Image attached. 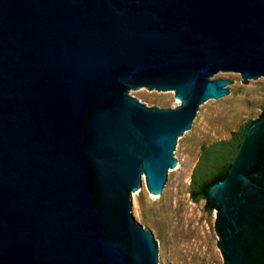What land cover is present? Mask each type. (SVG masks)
<instances>
[{"label":"water","instance_id":"obj_1","mask_svg":"<svg viewBox=\"0 0 264 264\" xmlns=\"http://www.w3.org/2000/svg\"><path fill=\"white\" fill-rule=\"evenodd\" d=\"M220 77L264 80V0H0V264H162L135 201L173 185ZM207 200L228 264H264V115Z\"/></svg>","mask_w":264,"mask_h":264},{"label":"rangeland","instance_id":"obj_2","mask_svg":"<svg viewBox=\"0 0 264 264\" xmlns=\"http://www.w3.org/2000/svg\"><path fill=\"white\" fill-rule=\"evenodd\" d=\"M233 97L204 108L200 129L181 140V166L165 193H154L144 179L135 201L140 222L162 249V264H223L215 227L216 213H207L204 201L189 195L192 170L200 147L228 139L232 131L256 119L264 109V80L248 85L241 77H220ZM133 98L148 108L176 109L183 105L176 93L133 91Z\"/></svg>","mask_w":264,"mask_h":264},{"label":"trees","instance_id":"obj_3","mask_svg":"<svg viewBox=\"0 0 264 264\" xmlns=\"http://www.w3.org/2000/svg\"><path fill=\"white\" fill-rule=\"evenodd\" d=\"M262 111L264 113V109ZM245 131L246 126H240L230 133L228 139L200 147V154L190 177L189 195L195 203L203 200L204 208L209 214L213 212L214 207L208 202L207 193L212 186L225 179L242 143ZM215 227H217V222H215ZM218 246L220 248L219 243Z\"/></svg>","mask_w":264,"mask_h":264},{"label":"flooded vegetation","instance_id":"obj_4","mask_svg":"<svg viewBox=\"0 0 264 264\" xmlns=\"http://www.w3.org/2000/svg\"><path fill=\"white\" fill-rule=\"evenodd\" d=\"M264 115V113H263V111L261 110V112H260V114H259V116L257 117V118H259V117H261V116H263ZM256 118V119H257ZM255 120V119H254ZM253 120H251V122H252ZM250 123H248L247 124V126L249 125ZM247 126H246V128H247ZM239 150V149H238ZM214 211V210H213ZM216 222H217V218H216ZM216 231H217V236H218V243H219V245H220V251H221V253H222V257H223V264H228V262L224 259V248H223V246H222V238H221V235H220V232H219V230H218V222H217V227H216ZM223 232H224V230H223ZM224 236H226V234H224ZM255 238H256V240H255V243H254V250H253V253H252V256H254V258L255 259H259L260 257H261V252H264V248H262L261 246H260V243H259V234L258 233H256L255 234Z\"/></svg>","mask_w":264,"mask_h":264},{"label":"bare ground","instance_id":"obj_5","mask_svg":"<svg viewBox=\"0 0 264 264\" xmlns=\"http://www.w3.org/2000/svg\"><path fill=\"white\" fill-rule=\"evenodd\" d=\"M178 100H179V98H178Z\"/></svg>","mask_w":264,"mask_h":264}]
</instances>
